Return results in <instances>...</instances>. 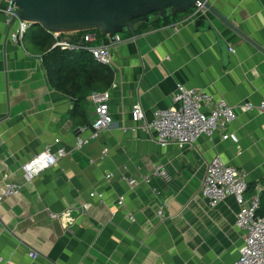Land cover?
<instances>
[{"label":"crops","instance_id":"0c3cea01","mask_svg":"<svg viewBox=\"0 0 264 264\" xmlns=\"http://www.w3.org/2000/svg\"><path fill=\"white\" fill-rule=\"evenodd\" d=\"M209 2L258 47L208 10L120 35L116 43L100 39L113 57L114 124L95 140L90 99L85 118L73 117L74 99L50 86L30 34L12 42L14 22L0 13V191L7 182L21 187L20 195L0 201V255L7 264H235L244 243L236 226L240 208L234 197L211 207L203 183L208 165L220 158L244 175L248 201L264 184V113L257 109L264 99V0ZM205 18L216 32L197 30ZM180 84L225 99L237 121L185 150L162 148L154 132L133 122L131 110L141 103L150 123L174 106ZM248 103L255 108L243 111ZM83 119L89 125H80ZM77 138L89 143L78 148ZM47 145L67 154L28 182L22 167ZM159 166L170 183L154 176ZM93 192L103 199L91 198Z\"/></svg>","mask_w":264,"mask_h":264},{"label":"built area","instance_id":"2783aa9c","mask_svg":"<svg viewBox=\"0 0 264 264\" xmlns=\"http://www.w3.org/2000/svg\"><path fill=\"white\" fill-rule=\"evenodd\" d=\"M209 2V0H206ZM205 5L198 1L196 8L190 12L191 18H200L205 14ZM0 13L4 14L15 26L11 33V41L15 44H21L32 25L23 21L10 3L0 0ZM57 40V46L62 50L81 51L85 50L92 54L95 61L99 64L112 65V52L109 46L101 45L100 35L97 31L83 33L81 39L71 42L69 40H60L61 35L53 34ZM119 36L117 37V42ZM112 86L111 90L113 89ZM111 90L90 97L94 105L96 119L91 125L93 130L92 139L95 140L100 133L109 130L114 119L110 112ZM174 106L167 110L158 111L153 115L152 121L147 124L145 110L141 103L132 107L131 117L135 124H142V128L155 133L156 142L162 147L174 146L179 150H185L194 146L201 137L212 138L217 130L226 131L227 127L236 122L238 117L236 110L231 107L225 99L215 100L211 95L196 89H189L180 84L178 92L174 96ZM255 107L248 103L242 106L243 111H251ZM264 113V99L257 108ZM225 140L232 138L235 142L238 139L235 136L225 133ZM57 144L60 139L55 141ZM89 143V140L77 138V147L83 148ZM65 148H58L56 151L53 145H47L43 152L35 156L22 167L25 179L32 182L42 173L55 167L60 158L66 156ZM108 154V150H103V156ZM103 157V158H104ZM154 176L162 178L170 183L171 176L161 166L157 167ZM111 178V176H107ZM146 183L150 182L149 177H145ZM130 186L136 185L137 180H128ZM248 183L243 174L237 168L225 164L220 158L214 159L207 168L203 183V196L209 201L211 207H216L229 197H234L240 212L237 216L236 226L244 233L243 246L240 249V256L235 264H264V214H261L262 199L264 197V184L260 191L249 201L246 199ZM21 193V187L12 182H7L6 186L0 191V201L18 196ZM93 199L102 200L103 196L97 192L90 194ZM117 205L121 210L126 209L125 197H120ZM87 205L84 206V209ZM162 217V211L159 212ZM54 219L59 216L53 215ZM134 221V217H129ZM72 224V219L69 221ZM36 258V255H31ZM0 264H7L5 258L0 255Z\"/></svg>","mask_w":264,"mask_h":264},{"label":"water","instance_id":"95a60500","mask_svg":"<svg viewBox=\"0 0 264 264\" xmlns=\"http://www.w3.org/2000/svg\"><path fill=\"white\" fill-rule=\"evenodd\" d=\"M17 9L21 19L33 27H42L51 34L69 35L97 31L112 43L123 34L136 36L137 26L151 25L155 20L167 21L171 17L188 13L198 1L205 9L228 25L243 39L254 42L235 28L206 0H5ZM199 31H214L212 22L196 21ZM221 41V38H219ZM223 44V43H222ZM257 46V45H256ZM258 47V46H257ZM225 60L230 47H224Z\"/></svg>","mask_w":264,"mask_h":264},{"label":"trees","instance_id":"16d2710c","mask_svg":"<svg viewBox=\"0 0 264 264\" xmlns=\"http://www.w3.org/2000/svg\"><path fill=\"white\" fill-rule=\"evenodd\" d=\"M171 19L173 17L167 21L157 19L151 25L156 23L168 24L171 23ZM151 25L141 24L137 26L136 32ZM31 29L26 36L28 37L30 34L42 52L50 86L59 93L74 99L73 117L85 118V107L91 95L94 93L102 94L111 90L115 82V72L110 66L97 63L88 51L62 50L57 46V40L53 34L42 27L38 26ZM99 35L101 39L105 40L106 36ZM79 124L89 125L85 119ZM261 214H264V197Z\"/></svg>","mask_w":264,"mask_h":264},{"label":"rangeland","instance_id":"374dc122","mask_svg":"<svg viewBox=\"0 0 264 264\" xmlns=\"http://www.w3.org/2000/svg\"><path fill=\"white\" fill-rule=\"evenodd\" d=\"M69 35H71V34H69ZM67 36L68 35H63V37H61L60 40H66L65 38H68Z\"/></svg>","mask_w":264,"mask_h":264}]
</instances>
